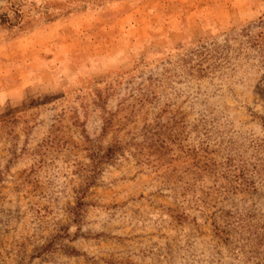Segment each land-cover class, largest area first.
Returning a JSON list of instances; mask_svg holds the SVG:
<instances>
[{"label":"rangeland","instance_id":"rangeland-1","mask_svg":"<svg viewBox=\"0 0 264 264\" xmlns=\"http://www.w3.org/2000/svg\"><path fill=\"white\" fill-rule=\"evenodd\" d=\"M261 18L0 0V264H264L243 240L264 226V71L239 37L218 49ZM200 47L225 62L198 72Z\"/></svg>","mask_w":264,"mask_h":264},{"label":"trees","instance_id":"trees-1","mask_svg":"<svg viewBox=\"0 0 264 264\" xmlns=\"http://www.w3.org/2000/svg\"><path fill=\"white\" fill-rule=\"evenodd\" d=\"M240 38L244 40V43L248 45V48L256 52L257 57H258V64L260 67L261 71H264V18L259 19L254 27H247L246 29L241 30L239 33L234 35L233 37L230 38V40L225 39L223 41V46L218 49L221 50V52H226L227 44L229 42L236 41L237 38ZM212 46H215V44H211ZM210 45V46H211ZM197 55L200 56L199 59V71L198 72H212L217 65H219L222 62H225L224 57L221 58L219 57H214L213 53H216V48H206V47H200L199 50H197ZM220 55V54H219ZM224 55V53H223ZM209 61H212L209 62ZM260 168L264 169V162L261 163ZM259 168V169H260ZM260 229V234L259 235H254V237L247 239H243L248 242H253V245L251 246L252 248V253L258 254V250H260L263 253V259H264V226L259 228ZM219 234L223 235L224 232L218 231ZM242 240V239H241ZM256 258V256H254Z\"/></svg>","mask_w":264,"mask_h":264}]
</instances>
